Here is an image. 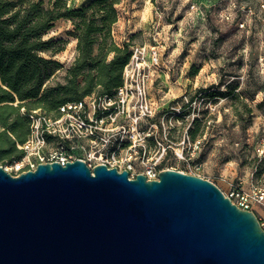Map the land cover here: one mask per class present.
I'll list each match as a JSON object with an SVG mask.
<instances>
[{"label": "rangeland", "instance_id": "rangeland-1", "mask_svg": "<svg viewBox=\"0 0 264 264\" xmlns=\"http://www.w3.org/2000/svg\"><path fill=\"white\" fill-rule=\"evenodd\" d=\"M89 1L66 0L69 8ZM115 7L117 43L161 49L152 84L155 112L138 123L146 155L162 154L159 167L208 179L225 195L232 182L264 185V0H119ZM43 36L60 48L51 56L61 64L45 84L64 82L77 52L74 25L59 18ZM18 101L12 104L29 120L27 139L33 119L50 115L43 108L27 114L28 101ZM77 140L72 155L87 158V140ZM61 146L55 137L48 142ZM14 148L15 159L0 156V165L17 175L25 170L17 162L34 157L18 156ZM253 211L264 224L262 209L255 204Z\"/></svg>", "mask_w": 264, "mask_h": 264}, {"label": "water", "instance_id": "water-1", "mask_svg": "<svg viewBox=\"0 0 264 264\" xmlns=\"http://www.w3.org/2000/svg\"><path fill=\"white\" fill-rule=\"evenodd\" d=\"M0 264H264V228L214 183L80 158L0 165Z\"/></svg>", "mask_w": 264, "mask_h": 264}, {"label": "trees", "instance_id": "trees-1", "mask_svg": "<svg viewBox=\"0 0 264 264\" xmlns=\"http://www.w3.org/2000/svg\"><path fill=\"white\" fill-rule=\"evenodd\" d=\"M118 2L90 0L69 8L66 0H0V156L15 159V146L18 156L23 153L17 144L26 140L29 120L15 114L16 99L19 106L28 101L27 114L43 108L56 117L61 105L93 93L110 95L121 84L132 49L126 42L117 43L112 34ZM59 18L72 21L77 52L64 82L46 85L61 64L51 56L60 48L43 35Z\"/></svg>", "mask_w": 264, "mask_h": 264}, {"label": "built area", "instance_id": "built-area-1", "mask_svg": "<svg viewBox=\"0 0 264 264\" xmlns=\"http://www.w3.org/2000/svg\"><path fill=\"white\" fill-rule=\"evenodd\" d=\"M161 56L157 45L132 47L130 59L122 70V82L112 94L93 93L81 100L67 102L59 107L56 117L38 115L35 119L29 114L35 122L32 134L17 147L32 154L34 159H28L25 165L18 161L17 168L34 169L39 162L56 160L64 164L80 158L90 168L104 163L108 167L115 166L119 171L126 169L129 177L142 173L147 179H157L163 169L159 167L162 154L146 155L145 136L141 135L144 131L138 128V123L155 112L153 74L162 66ZM54 137L62 144L58 150L48 147V142ZM76 139L87 140V158L72 155L71 151L77 145L71 141ZM80 145L84 148V144ZM135 160L138 162L137 170ZM226 196L242 209L253 210L256 204L264 212V185L251 183L245 187L232 182ZM260 225L264 228L263 222Z\"/></svg>", "mask_w": 264, "mask_h": 264}, {"label": "flooded vegetation", "instance_id": "flooded-vegetation-1", "mask_svg": "<svg viewBox=\"0 0 264 264\" xmlns=\"http://www.w3.org/2000/svg\"><path fill=\"white\" fill-rule=\"evenodd\" d=\"M129 173V172H128Z\"/></svg>", "mask_w": 264, "mask_h": 264}]
</instances>
